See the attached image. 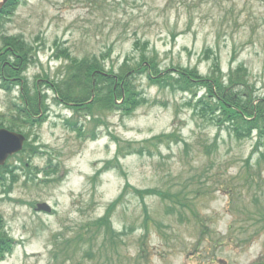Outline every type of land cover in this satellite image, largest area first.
Here are the masks:
<instances>
[{
	"label": "rangeland",
	"instance_id": "rangeland-1",
	"mask_svg": "<svg viewBox=\"0 0 264 264\" xmlns=\"http://www.w3.org/2000/svg\"><path fill=\"white\" fill-rule=\"evenodd\" d=\"M16 7L0 18V71L11 90L0 76V127L28 141L0 170V238L13 239L0 264L264 262V130L239 138L228 123L195 117L186 102L212 97L246 66L254 110L235 120L246 129L249 117L264 113V0H21ZM70 57L104 71L90 79L98 90L107 76L135 70L149 104L127 115L119 100L113 110L94 108L95 119L69 108L53 82ZM149 72L159 74L151 81ZM235 98V110L249 104ZM172 131L156 145L145 142ZM118 152L121 167L105 170ZM126 183L166 198L130 189L105 234L100 217ZM41 202L53 211L37 212Z\"/></svg>",
	"mask_w": 264,
	"mask_h": 264
},
{
	"label": "trees",
	"instance_id": "trees-1",
	"mask_svg": "<svg viewBox=\"0 0 264 264\" xmlns=\"http://www.w3.org/2000/svg\"><path fill=\"white\" fill-rule=\"evenodd\" d=\"M69 60L70 64L67 66L66 78L70 79V82L68 83L70 85L68 87H60V94H65L66 98L71 99L74 97L73 92L78 86L83 85L85 88L90 87V74L93 69L96 68V66L92 63H88L87 60L78 61L74 60L72 57H70ZM168 77L170 80L178 79L170 75H168ZM180 80L184 83L187 82L184 78H180ZM189 80L193 82L191 78H189ZM228 81V84H224V82L218 84L215 88L216 92L212 97H209V95L206 94L203 98H199L195 102H191L189 100L187 101L188 106L192 107L193 113L196 116L202 115L204 117H207L208 120H218V125L228 123L233 127V130L237 133V137L239 138L242 137L241 135L243 133H250L253 129L262 128L264 130V124L263 126H261L257 122V120L260 118L264 122V116H262L264 115V113L261 114L259 118L255 121H249L248 124L250 125L252 123V125L246 129H243L240 123L235 120L237 117H241L244 113H252V111L254 110V107H249V105H251L252 86L248 85V81L245 78V74H241V71H237L236 74H232L230 76V79H228ZM75 82H78V85L75 84ZM104 85L105 87L99 88V97L96 102L101 107H114L115 99L123 98L122 109L127 111L128 113H131L138 106L147 102V100L140 96V93L138 92L137 88L131 83V81L126 82L123 86L117 85V87H115V80L108 77V79L104 82ZM107 89L108 91H106ZM187 89L191 92L189 88ZM235 96H238L244 101H248L249 104H243L241 107L237 106L238 109L236 110L233 109L232 107L236 106V103L238 101ZM93 106V104L90 105L89 109H92ZM256 110H258V113H260L259 109ZM172 136H174V133L169 134L167 136H156L154 137L153 141H156V139H161L163 137ZM259 137L264 139V136H258V138ZM143 151L144 150L141 149L137 152L143 153ZM119 156H122L120 152L118 153L117 160H119ZM130 189L135 190L136 193L150 194L152 192L153 194H157L162 198H166V195L163 194L161 191H156V193H154V189L148 188L150 191L149 192L147 191V189L134 188L129 183H127L119 197L108 206L105 214L99 220V223H106L105 234H108V232L112 230L110 218L118 209L123 198L130 191ZM3 243L5 244V242H2L0 240V253L3 252L7 247V245L5 246ZM142 250L145 251L144 248H142ZM262 260L263 258L255 261L253 264H264Z\"/></svg>",
	"mask_w": 264,
	"mask_h": 264
},
{
	"label": "water",
	"instance_id": "water-1",
	"mask_svg": "<svg viewBox=\"0 0 264 264\" xmlns=\"http://www.w3.org/2000/svg\"><path fill=\"white\" fill-rule=\"evenodd\" d=\"M7 0L0 2V8ZM24 136L6 129H0V165L4 164L9 154L22 148ZM39 209H49L46 204H41Z\"/></svg>",
	"mask_w": 264,
	"mask_h": 264
}]
</instances>
